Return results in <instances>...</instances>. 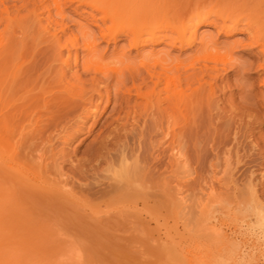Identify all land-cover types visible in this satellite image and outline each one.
Returning a JSON list of instances; mask_svg holds the SVG:
<instances>
[{
  "label": "rangeland",
  "instance_id": "374dc122",
  "mask_svg": "<svg viewBox=\"0 0 264 264\" xmlns=\"http://www.w3.org/2000/svg\"><path fill=\"white\" fill-rule=\"evenodd\" d=\"M131 1L122 6L123 11L116 20L104 23L93 20L82 7L76 8L75 5L63 6V14L51 18L50 21L54 20L57 24H49L47 20V9L53 12L50 3L45 4L48 8L38 10V19L28 17L26 11L20 12V16L28 18L13 34L17 40L13 37V42L18 43L14 62L22 69L21 74L19 72L13 78L17 85L25 86L20 87L18 94L13 96L16 104H23V95H27L22 93L25 88L29 90L35 87V93L46 82H54L55 77L56 81L62 73L65 77L63 83L77 85L76 90L80 92L78 98L69 96L71 101L74 99L85 104L93 95V103H99L95 87L103 97L91 117L85 119L83 114L77 112L59 123L56 129L50 128L39 135L32 134L31 137L30 124L21 121L23 126L19 122L22 126L15 128L17 132L13 137L15 141L20 139L18 143L23 139L29 140V143H26L28 146H17V150L21 151H16L20 153L18 159L25 163L30 160L36 167L37 159L34 156L41 154L46 159L44 165L48 166L45 170L51 173H48L50 177L47 176L51 181H58L62 193H57V189L54 193L52 190L57 184H53L56 182L46 180L55 186L52 190L48 189L50 193H45L41 188L40 191L36 187L28 188L32 187L31 194L43 192L49 196V202V197L41 193L38 197L29 194L37 204L33 202L35 200L29 201L30 197L25 199L29 189L22 191L25 195L19 192L17 196L15 191H20L22 186L27 188V185L22 184L18 176L10 175L0 162L4 167L0 166V197L3 196L0 198V220L1 223L4 220V227H11L5 232L0 225V232H10L6 234L9 236L13 230L15 236L10 237L21 236L16 240L21 242L25 251L22 254L31 264H264V249L257 231L244 223L242 227L234 226L247 220L242 207L247 200L246 185L250 173L257 183L258 196L264 201V105L262 96L257 95L260 83L255 80L257 76L254 73L257 50L237 47L233 50L234 43L247 41V34L235 31L226 35L209 24L198 28L197 41L191 47L147 44L138 49L141 56H158L172 62L189 59L200 47L199 39L203 38L204 44L208 43L205 46L208 50L216 51L219 48L224 54L231 48L232 67L218 74L215 82L212 81L215 83L214 94L208 92L209 87L195 93L194 100L202 96L195 101L196 104L173 106L154 96L152 103L145 106L144 102L139 104L141 100L131 95L132 101L127 107L125 99L119 97L121 93L116 95L114 76L102 75L95 71L94 64H91L93 68L85 64L90 58L93 61L102 60L105 64H114L113 61L120 62V59L121 62L126 61L128 58L137 63V51L130 49L126 36L120 34L116 41L108 42L100 37L101 30L128 23L132 14L129 8ZM149 1L170 19L168 28L161 33L171 35L170 29L177 23L174 19L177 13L185 17L194 12L195 8L190 5H195L199 0ZM202 1L206 2L200 0V3ZM61 29L64 30V37L77 35L81 43L83 39L94 41L93 57L83 48L70 49V54L62 50L61 57H57L56 47L48 37L52 33L63 35ZM64 61H68L66 66L63 65ZM94 79L98 82H94ZM206 80L208 77H205ZM106 83L107 88L104 87ZM129 86L130 82L127 84ZM160 89L162 86L157 91ZM107 94L111 97V105L105 109ZM115 99L120 104L116 106V111H112ZM121 109V120L117 122ZM126 114L129 115L126 116L128 120L124 116ZM20 129L29 133L30 137L25 136L23 130V133L18 132ZM20 133L23 138L16 137ZM32 142L35 144H30ZM29 145L33 147V155L29 154ZM26 146L30 157L21 159L25 153H22V148ZM10 177L18 181L11 183ZM16 182L19 187L21 185L20 189ZM63 189L68 192L64 194ZM40 195L46 198L45 203L40 200ZM19 201L21 206L26 203L28 207H21ZM222 202L226 208H240L237 209L235 221L221 217L218 209L220 205L223 207ZM228 204L231 207H227ZM31 208L36 212L39 210L38 214L33 209L32 213ZM9 211L12 212L11 216ZM16 211L19 213H14L17 216L13 215ZM30 216L38 222L33 223ZM23 219L24 222L26 220L25 224ZM19 222L22 226H17ZM16 231L17 234L19 231L18 235ZM1 236L0 243H4Z\"/></svg>",
  "mask_w": 264,
  "mask_h": 264
},
{
  "label": "bare ground",
  "instance_id": "6f19581e",
  "mask_svg": "<svg viewBox=\"0 0 264 264\" xmlns=\"http://www.w3.org/2000/svg\"><path fill=\"white\" fill-rule=\"evenodd\" d=\"M127 1L128 0H45V1L44 0H0V162L5 166L7 171H9L8 172L9 174L12 173L14 174L13 176L15 177L18 176L17 179L21 178V180L19 181L20 182L22 181L23 182L22 184L27 185V188H24L22 186V188L24 189L21 188L22 189L21 190L20 189L21 185L19 187L17 182H16L17 184L14 183V186L16 184V186L20 189V191L19 190L15 191V194L19 192L22 194L23 193L22 191H25V189H27L28 191L29 189L30 193L25 191L26 195H25V192L24 194H22V195H25L24 196L25 199L26 198L29 199L30 197L29 194H31V191H32L30 189H32V187L38 188V189L35 188L36 190H39L41 188L40 190L45 191V193L47 192L50 193L53 187H55L53 185H56V184H57L56 188H54V190L52 191H54L55 193L58 190L57 193L58 192L62 193L59 190V189H62V186L59 185L61 186V188H58L59 187L58 181L56 182V180H53V179L51 181L50 180L51 178L49 179L50 177L49 174L51 173H49L50 172L49 171L48 172L49 174H48L47 173L48 170L47 171L45 170L46 167L48 166L44 165L45 164L44 162H46V159L41 154L40 156L37 155L38 158L36 155L34 156V158L36 157L35 159H37L36 167L33 166L34 163H31L30 160H26V163H25V161L22 160V162H20V160L18 159V155L20 156V153L18 154L16 151L18 152H21V151L17 150L18 148L17 146L22 147V145L24 144L28 146V144L26 143H29V140H25V139H23L22 141H20V143H18L20 139H16L15 141L14 139L15 136L13 137V134L16 135L15 132H17L15 128L19 127L18 125L22 123L21 121H23V123L25 121L26 124L28 122L30 124L28 126L29 129L30 127H32L30 132L25 130L27 129V127H25V129L23 128L26 132L31 133V135L29 133H25V131L22 129L25 133L24 134L25 136L28 137L30 135L32 137V134L39 135L40 133H43L44 131H47L50 128L56 129L59 123H61L63 120H65L70 115L76 114L77 112H80V114H83L85 116L84 117L85 119L91 117L92 114L97 110L99 103L102 101V97H103L100 91L98 90V88L95 87L94 91L98 95L99 103L97 104L93 103L92 101L93 95H90L88 101L85 104L79 103L77 102V100L75 101L74 99L71 101V98H69V96L78 98L80 92L78 91L79 89L76 90V87H78L77 85L75 84L67 85L63 83L65 77L63 76V73H62V75L58 76L56 81H55L56 79L55 77V79L53 80L54 82L49 81V82H46V84L40 86V89L38 88L37 90L38 93L36 91L34 93L35 87L29 90L28 89L26 90L25 88V92H22V93L27 94V95L26 97L25 95H23L24 96L23 100L24 101L27 100V101H25L26 103L23 101V104L17 105L16 104L17 102L16 100H14L13 96L18 94L21 86L17 85L18 83L14 81V78H16V76L22 69L20 67L18 68L17 64H15L16 62L15 60L17 59L16 44H18V43L15 44V42H13L16 40L15 35L13 36V34H15V29L19 27L20 25H23L24 20L26 21L27 20L26 18H28L29 16H32L38 19L39 14L37 12L40 8H44V9L48 8V6H45L46 3H50L49 6L53 7V12H54L53 13L51 10L47 9V20L49 21L54 16L60 17L63 14V6L75 5L76 8L82 7L84 11L88 15H90V17L93 20H101L104 23L107 20L109 21L116 20L117 16H119L123 11L121 10V8H123L122 6L125 5ZM133 1H131V3L129 4L131 5L129 8L132 9V14H131V17L129 18L128 23L123 24V25H115L114 27L106 28V30H103V31L101 30L100 37L102 40L108 42L109 40L116 41L120 34L126 36L129 39L130 49L136 50L137 56H139V59L136 58L135 60V63L138 60L136 63L138 67H136V64H134L133 62L134 60L130 61L129 58L126 61L123 58L124 60H122V62H121V59H120V62L118 61L119 59H117L119 63L116 62L115 60L113 61L114 64H112V62H110V64L109 62L108 64L107 63L105 64L102 62V60L93 61V59L90 58L91 60L89 59L88 62L85 64L87 67H90L88 65L94 64L95 66L93 65V67L95 71L102 75L114 76V79L116 80V84H117V87H116L117 94L116 95L118 96L121 93L119 97L125 99V103H124L125 106L129 105L128 103L132 101L131 95L135 96L136 100H141L139 104H142L144 102L145 106H148V104L152 103V98L154 96H156L157 99H162L163 102H168V103L173 104V106L179 105L180 107H183L185 105L190 106V104L192 105L196 104L197 102L195 101L202 97L200 95L201 97H199L198 99L196 98V100H194L195 98L193 96L196 95L195 93H198V90L200 91V89L209 87L208 92H210L211 95L214 94V91H215L214 89L215 81L214 80L217 78L218 74L222 72H227L228 69L232 67V63H231L232 62L231 60L233 58L232 51L236 47L242 48L244 50L245 49L257 50L256 52L257 53V57H256L257 63L254 66L255 67L254 73L257 76L255 80H259V83H260V86H259L260 89L258 90L259 94L257 95H259L260 97L262 96L261 98L262 105H264V0H235L236 2L235 1L233 2V0L229 2L228 0H226L227 2L224 0H210V2L209 0H206V2L202 1L201 3H200V0L196 1L195 5L192 3H191L192 5H190L191 7L195 8V11L193 10L194 12L187 14L185 17L177 13V15L174 17V19H176L177 21L176 20H173V21H176L177 23L175 22L176 25L170 29L171 35L161 33V31L166 30V28H168L167 24L170 23V19L167 18V16L163 15L159 10L155 9V7H153V5L151 4L149 0H136L135 2ZM148 1H149V4H148ZM11 3H13V5ZM18 3H20L19 6L17 5ZM21 11H26V14L28 15V17L20 16ZM54 22L57 24V22L54 20L50 21L49 24H53ZM205 24H209L215 27L220 33H224L226 35H230L235 31L244 32L248 36L247 41L234 43V45H232V49L234 48L233 50L230 48V50L226 51L225 53L223 52L224 54H222L219 48L218 50L220 52L216 50L217 48L215 49L214 47H210L209 49L214 48L216 51L208 50L207 47H205L207 46L206 44L208 43L206 42V44H204L205 40L201 38L199 39L200 47L199 48L197 47V50L194 52V54L189 59L176 60L172 62L161 59L158 56H141L140 53L138 52L139 48H142L146 46L147 44H152V45L165 44L166 46H169L171 48L191 47L195 45L197 41L198 28ZM240 26L241 28H239ZM46 30H48L47 31L48 33L50 32L48 28ZM61 32L63 35L52 33L48 37L51 39L52 43L54 44V47H56L55 50L57 52V55H56L57 57H61L62 52H63L62 50H65L67 51L68 54H70V49H77V48H83L84 50L88 52V55L93 57V51L95 49L94 41L83 39L81 43L79 40L80 38L77 35L64 37V30L61 29ZM13 37H15V40H13ZM67 63L68 61H64L63 65L66 66ZM31 75H33V73ZM205 77H208V80L204 81ZM43 78H46V77H43ZM31 79L32 78L30 77V80ZM34 81L36 80L34 79ZM94 82H98V80L94 79ZM129 82H130V86L127 87V84ZM195 84L197 85L196 87L193 86ZM32 86L33 84L29 87H32ZM160 86H162V89L157 91ZM24 87L25 86L22 85L21 88H24ZM36 87H38V85H36ZM104 87L107 88L108 83H106ZM190 89H193V90L190 91V93H187ZM192 99L194 100L193 103H191L193 101ZM136 100L135 102L137 103ZM105 104H106L105 109H108L109 106L111 105V97L109 94L106 95ZM118 104H120L118 102V99H115L112 111H116V108H117L116 106ZM121 112H122V109L118 111V118L116 119L117 122L121 120L120 115H119V113ZM127 113H129V111ZM124 116L126 118V116H129V115L126 114ZM126 119L128 120L129 118H126ZM21 126L22 125H20V127ZM22 130L21 131L18 130V132L23 133ZM21 133L17 135L16 137L18 136L21 137L22 136ZM21 138H23V136ZM34 138L35 137L33 136V139ZM13 139H14V142H13ZM30 140L32 141V139ZM30 144H33V142ZM27 146L25 148H22V150H24L22 151V153L24 152L25 153L24 154L21 153L23 155L21 156V159L23 157L24 158L30 157L29 155L30 153L31 155L34 154L31 151V149L33 150V147H31L30 145H29L30 152L28 154L29 150ZM39 152L40 151H38V153ZM1 163H0V166H1ZM2 168L4 169V167ZM13 178H11V180ZM253 178L254 177L252 173H250L249 178H248V183L246 185L248 188L247 189L248 190L247 200L244 202L243 207H242V210L245 212V214H247L246 215L247 220L246 221L243 220L241 224H237L234 226L241 225L242 227L244 223L245 226L251 228L252 230L257 231L258 239L261 240L262 249H264V201H262L258 196L257 189H256L257 183L253 181ZM17 179H14V180L18 181ZM11 180L10 182L13 183L14 180L12 181ZM46 180H50V182L55 181L56 183L53 184ZM6 185L4 184L5 187L8 186ZM28 186H32V187L28 188ZM17 187H16V190H17ZM48 189H51V190L48 191ZM10 190H12V188ZM66 192H68L67 189H66ZM66 192L64 190V194ZM34 193H36L35 190H34ZM40 193L43 194V192H40ZM40 193H36L37 197H38V194ZM27 195L29 196L27 197ZM32 195L36 196L35 194H31V196ZM50 195H53V194H50ZM40 196H41L40 200H42L44 203L45 201H47L45 197L47 198L49 197L45 194H43V196H45L44 197L45 199L42 197V195ZM54 196L56 197V195ZM67 196L66 197L64 196V197L67 198ZM69 197H72V195H70ZM0 198H3V196ZM49 199L51 200V198L50 197L48 198V202H49ZM52 199H54V197ZM40 200H38V202H40ZM29 201H33L34 203L37 204L36 199L34 198H31V200ZM33 202H30V203L34 204ZM223 202L221 203L222 206H223ZM16 203H13V204H16ZM20 204L21 202L19 203V205ZM23 205L22 206L20 205V206L23 207ZM24 206L28 207V204L26 205L25 203ZM219 207H218L219 208L218 211H220V215L224 220L235 221L234 218H237V209L240 210V208H237V209H235L234 207L226 208L225 206L221 207V205ZM227 207H231V204H228ZM32 209L33 208H31L32 213H33V210L34 212H36L35 209L33 210ZM17 211L13 212V215H16L14 213L19 214ZM23 211L26 212V210L24 209ZM38 212L36 213L38 214ZM28 213H29L28 215L31 214L30 211ZM4 214L6 213L4 212ZM11 214L12 212L9 215L11 216ZM18 216L20 217V215ZM7 217H9L8 214H7ZM33 218L35 219V216ZM15 220L14 222L17 223V221ZM32 220L33 219L31 218V221ZM35 221L33 220L32 222L35 223ZM20 222H19V225L17 224L16 225L22 226V223ZM0 223H1V220H0ZM3 223L5 224L4 220H3ZM3 223H1L0 225H2ZM23 223L25 224L26 220L24 222V219H23ZM3 225L1 227L5 226ZM7 227H4V229L2 228V230L6 232L10 226L8 228ZM32 228L33 227H31V229ZM0 231H1V228H0ZM3 231L0 233H3ZM12 231L13 230H11V235L15 236V233L12 234ZM5 232L1 234L3 235V239H4V241H1V242H4V243H0V264H19L20 262L22 263V261L25 260L26 257H24V255L22 254V253H25V251H24V248L21 247V242L16 240L21 237V236L20 237L17 236L19 234V231H18V234L16 231V234H17L16 236L18 238L13 237V236L10 237L11 235L9 236L6 235V234H10V232H7V233ZM5 236H8V237L4 238ZM13 238H15V240ZM12 239L14 241H12ZM22 257H24L23 260L21 259ZM25 261L28 262V264L30 263L29 261H27V259ZM23 263L25 262L23 261Z\"/></svg>",
  "mask_w": 264,
  "mask_h": 264
}]
</instances>
